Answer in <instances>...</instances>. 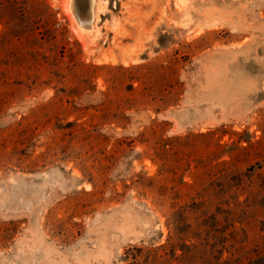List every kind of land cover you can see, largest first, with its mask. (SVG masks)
<instances>
[{
	"label": "rangeland",
	"instance_id": "374dc122",
	"mask_svg": "<svg viewBox=\"0 0 264 264\" xmlns=\"http://www.w3.org/2000/svg\"><path fill=\"white\" fill-rule=\"evenodd\" d=\"M82 10L0 0V264H180L260 230L264 0Z\"/></svg>",
	"mask_w": 264,
	"mask_h": 264
},
{
	"label": "trees",
	"instance_id": "16d2710c",
	"mask_svg": "<svg viewBox=\"0 0 264 264\" xmlns=\"http://www.w3.org/2000/svg\"><path fill=\"white\" fill-rule=\"evenodd\" d=\"M246 207L241 208L243 213L247 212L250 204H246ZM257 219L258 217L247 223L244 220L240 221V229L233 228L227 233L224 232V246L221 249H215L213 258L209 260H202V255H199L200 249L210 245L200 236L192 237V242L188 244L189 250L183 251L178 256H176L177 248L172 244V255L178 259L180 264L181 261L184 264H264V219L260 221L262 225L260 230L257 228ZM241 232L252 236L249 240H244ZM226 241L229 242L228 247H226Z\"/></svg>",
	"mask_w": 264,
	"mask_h": 264
},
{
	"label": "bare ground",
	"instance_id": "6f19581e",
	"mask_svg": "<svg viewBox=\"0 0 264 264\" xmlns=\"http://www.w3.org/2000/svg\"><path fill=\"white\" fill-rule=\"evenodd\" d=\"M78 4L80 7V10H82V6L83 5H87V7H85V9H83V15H87L90 16L91 15V11H92V4H93V0L92 2H90V0H78Z\"/></svg>",
	"mask_w": 264,
	"mask_h": 264
}]
</instances>
